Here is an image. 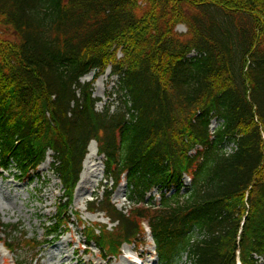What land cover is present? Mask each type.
<instances>
[{"label":"trees","instance_id":"trees-1","mask_svg":"<svg viewBox=\"0 0 264 264\" xmlns=\"http://www.w3.org/2000/svg\"><path fill=\"white\" fill-rule=\"evenodd\" d=\"M108 67L121 99L113 114L97 112L80 82ZM93 140L106 178L116 187L124 176L134 207L117 211L105 193L97 206L117 232L103 233L102 246L116 252L146 219L160 264H236V252L241 264H257L264 0H0V168L24 177L52 151L68 209ZM196 145L204 151L188 156ZM64 217L59 211L46 238L57 237Z\"/></svg>","mask_w":264,"mask_h":264},{"label":"rangeland","instance_id":"rangeland-1","mask_svg":"<svg viewBox=\"0 0 264 264\" xmlns=\"http://www.w3.org/2000/svg\"><path fill=\"white\" fill-rule=\"evenodd\" d=\"M175 31L184 35L187 29L181 24L176 27ZM119 57H121V53ZM81 84L90 86L92 96L96 101L97 112L102 113L108 109L113 114L120 110L118 80L117 77H111L109 67L103 72L93 71L83 77ZM96 150L95 144L97 158L92 162V165L94 164L92 170H100V181L98 183L92 181L88 186V191L82 192L78 182L65 218L68 222L67 230L61 229V236L57 240L45 238L47 225L52 224L51 222L58 212L57 207L62 204L64 198L62 185L52 172L51 157L53 153L49 151V157L45 163L37 171L30 172L24 178L20 177L14 168H11L9 172L0 171V222L15 228L14 232L3 231L4 233L0 234V238L3 240L7 237L9 240L14 239L13 243H10L13 249L12 254L2 252L0 243V264H13L14 262L18 264L21 262L24 264H96L98 261L99 264H118L126 255L125 252L134 247V242L131 245L124 244L118 257L106 255V258L99 260L98 257L101 256V253L97 249L98 246L92 242L87 248L89 252L83 253L85 249L83 244L87 245L83 226L88 230L89 228L93 229L95 236L101 232H104V235L106 232L110 234L117 232V228L112 227L103 213L90 214L88 211L90 201L97 198V202H100L103 198V191L104 193L112 192L114 189V181L105 180L104 158L100 157ZM87 153L88 149H86V155ZM83 170L84 165H82ZM157 194V190L152 193L153 196H157ZM125 195L126 188L123 184L114 190L112 195V203L121 211H128L131 208ZM101 226L108 227L102 230ZM67 242H69L68 246ZM134 244L138 246L139 250L145 249L149 252L145 259L160 264L153 252V244L148 233L139 235ZM108 248L104 247L105 250ZM73 251L75 254L71 256ZM51 254L54 255L52 260H50ZM67 256H71V258L68 260ZM77 259H79L78 263ZM175 264L190 263L186 257H182ZM257 264H264V259H258Z\"/></svg>","mask_w":264,"mask_h":264},{"label":"bare ground","instance_id":"bare-ground-1","mask_svg":"<svg viewBox=\"0 0 264 264\" xmlns=\"http://www.w3.org/2000/svg\"><path fill=\"white\" fill-rule=\"evenodd\" d=\"M96 158L97 157L95 153V142L91 141L88 145V153L85 156L84 163H83L84 170L81 173L79 184H78V186L79 185L81 186V190H80L81 192L88 191L89 189L88 186L90 183H92V181H94L95 183H98L100 181V170L99 169L92 170V167L94 166V164L92 165V162ZM66 245L68 246L69 242H67ZM125 253L126 255L123 256V259H121L118 264H139L132 257L128 256V254H133L134 257L141 259L142 261L141 264H155L151 260L145 259L146 255H149V252L145 249L139 250L137 247L134 246L129 251H126ZM74 254L75 252L73 251L71 256H73ZM71 256L70 257L67 256L66 258H68L69 260ZM52 258H54L53 254L50 255V260H52ZM78 261L79 259H77V263ZM96 264H99V261Z\"/></svg>","mask_w":264,"mask_h":264}]
</instances>
